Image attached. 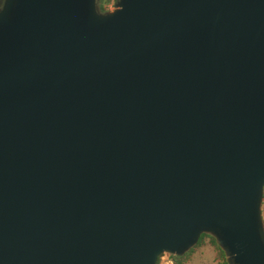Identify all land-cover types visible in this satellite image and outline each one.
<instances>
[{"label":"water","instance_id":"water-1","mask_svg":"<svg viewBox=\"0 0 264 264\" xmlns=\"http://www.w3.org/2000/svg\"><path fill=\"white\" fill-rule=\"evenodd\" d=\"M263 185L264 0H1L0 264H264Z\"/></svg>","mask_w":264,"mask_h":264},{"label":"rangeland","instance_id":"rangeland-1","mask_svg":"<svg viewBox=\"0 0 264 264\" xmlns=\"http://www.w3.org/2000/svg\"><path fill=\"white\" fill-rule=\"evenodd\" d=\"M108 1L109 0H98L97 1L100 7L99 11L101 12L108 11L106 8V3ZM263 201H264V198L262 199L261 204H260L261 217L264 212ZM178 264H227V262H226L225 257L217 258L214 246L209 242L208 237H203L198 244L193 246L187 252V255L182 259L181 263H178Z\"/></svg>","mask_w":264,"mask_h":264},{"label":"trees","instance_id":"trees-1","mask_svg":"<svg viewBox=\"0 0 264 264\" xmlns=\"http://www.w3.org/2000/svg\"><path fill=\"white\" fill-rule=\"evenodd\" d=\"M97 1H98V0H97ZM97 6H98V9L100 10V7H99V5H98V2H97ZM263 198H264V185H263V187H262V199H263ZM262 222H263V226H264V220H263V219H262ZM203 237H208L209 242H210V243L214 246V248H215V253H216L217 258L225 257V258H226V262H227V264H234L233 261H232L231 259H229V258L227 257V255L224 253V251L219 247V245H218L216 239H215L213 236H211V235H209V234H207V233H201V234L198 236L196 242H195V243H194L189 249H187L186 251H184L182 254H180V255H172V259H173L174 264L181 263L182 259L187 255V252H188L193 246H195L196 244H198V243L200 242V240H201Z\"/></svg>","mask_w":264,"mask_h":264},{"label":"built area","instance_id":"built-area-1","mask_svg":"<svg viewBox=\"0 0 264 264\" xmlns=\"http://www.w3.org/2000/svg\"><path fill=\"white\" fill-rule=\"evenodd\" d=\"M115 0H109L106 3V8L108 11H112L114 8ZM154 264H174L172 255L167 252L160 253L154 262Z\"/></svg>","mask_w":264,"mask_h":264},{"label":"crops","instance_id":"crops-1","mask_svg":"<svg viewBox=\"0 0 264 264\" xmlns=\"http://www.w3.org/2000/svg\"><path fill=\"white\" fill-rule=\"evenodd\" d=\"M263 203H264V201H263ZM262 217H263V219H264V212H263V214H262Z\"/></svg>","mask_w":264,"mask_h":264},{"label":"flooded vegetation","instance_id":"flooded-vegetation-1","mask_svg":"<svg viewBox=\"0 0 264 264\" xmlns=\"http://www.w3.org/2000/svg\"><path fill=\"white\" fill-rule=\"evenodd\" d=\"M97 1V0H96ZM0 2H1V0H0ZM101 6V5H100Z\"/></svg>","mask_w":264,"mask_h":264}]
</instances>
